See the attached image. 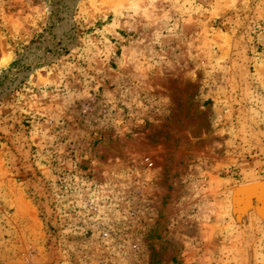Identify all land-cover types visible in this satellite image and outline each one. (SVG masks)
<instances>
[{"label": "rangeland", "instance_id": "obj_1", "mask_svg": "<svg viewBox=\"0 0 264 264\" xmlns=\"http://www.w3.org/2000/svg\"><path fill=\"white\" fill-rule=\"evenodd\" d=\"M0 264H264V0H0Z\"/></svg>", "mask_w": 264, "mask_h": 264}]
</instances>
